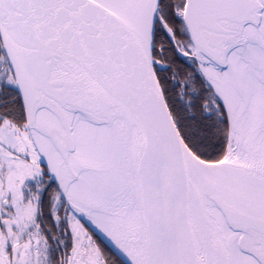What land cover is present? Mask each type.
<instances>
[{
	"label": "snow or ice",
	"instance_id": "6c2138e0",
	"mask_svg": "<svg viewBox=\"0 0 264 264\" xmlns=\"http://www.w3.org/2000/svg\"><path fill=\"white\" fill-rule=\"evenodd\" d=\"M0 264H264V0H0Z\"/></svg>",
	"mask_w": 264,
	"mask_h": 264
}]
</instances>
